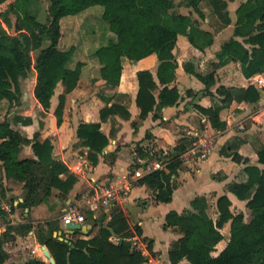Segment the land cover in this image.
Returning a JSON list of instances; mask_svg holds the SVG:
<instances>
[{
  "label": "trees",
  "instance_id": "1",
  "mask_svg": "<svg viewBox=\"0 0 264 264\" xmlns=\"http://www.w3.org/2000/svg\"><path fill=\"white\" fill-rule=\"evenodd\" d=\"M33 1L0 0V108L2 101H6L9 108L19 101L20 80L33 70V95L42 108L50 106L56 87L62 86L63 91L58 95L54 110L57 124L62 121L64 95L76 86L84 66L81 60L70 66L74 46L67 49L59 47L61 20L64 17L81 13L94 5L103 7L101 16L114 38L98 46L95 56L100 64L99 76L106 83L113 85L119 80L124 59L136 61L150 54L156 57L155 78L150 70L137 72L136 105L141 119L150 111H159L179 99L176 87L168 86L175 77L177 61L174 48L178 34L184 35L199 50H204L213 42V33L201 28L198 20L171 10L175 5L174 0H49L44 21L38 19V5ZM180 2L202 16L199 8L201 0ZM235 12L232 36L221 45L216 57L220 63L230 60L238 62L245 77L264 73V0L243 2ZM245 26H249L253 32L250 33ZM198 77L205 89L214 79L212 73ZM156 89H159L157 96L154 95ZM217 91L224 96V102L234 97L233 92L225 86L218 87ZM259 96V90L253 85L243 89L242 98L246 101H256ZM102 98L107 100L104 96ZM196 108L208 116L213 127H224L219 119L220 106ZM113 112H120L124 118L130 116L124 107L113 104L100 109V118L103 120ZM99 127V122H82L77 128L78 137L89 146L88 157L93 164L108 142V137ZM27 143H31L34 156L22 158L19 155ZM186 148L182 142L177 144L175 153L166 158V170L156 169L139 179L152 189L156 201L171 200V178L178 174L181 165L178 157ZM51 149L49 140L33 141L14 128L8 118L0 119V217L7 216L2 208L6 193L3 177L22 184L24 198L16 204L22 209L29 210L45 200L54 188L61 196L68 193L75 176L68 172L62 160L52 157ZM138 151L139 156L148 158V153L142 148H138ZM256 154L257 162L262 166L245 165V180L227 184L230 192L245 201V213H233L226 194L217 199L218 215L215 220L206 211L207 202L203 195L192 199L189 210H170L166 213L164 226H173L181 233L168 250L172 264H178L182 259L186 260L184 264H264V144L257 148ZM233 159L240 162L242 157L236 152ZM60 174H66V177L61 178ZM11 207H14L12 202ZM112 208L109 219L102 208L96 217L91 210H84L85 219H93L92 229L83 234L79 229L74 230L67 237L70 243L53 234L60 229L58 221L36 224V239L46 246L54 264H144L146 256L132 240L134 235L141 234L140 227L135 225L132 229L126 215L117 207ZM226 222H229L227 243L213 255L211 252L215 245L223 238L220 228ZM33 226L29 220L16 223L7 221L0 245L11 239L13 233L27 234ZM63 235L66 237L65 233ZM2 253L1 250L0 255ZM24 264L51 263L31 257Z\"/></svg>",
  "mask_w": 264,
  "mask_h": 264
},
{
  "label": "crops",
  "instance_id": "2",
  "mask_svg": "<svg viewBox=\"0 0 264 264\" xmlns=\"http://www.w3.org/2000/svg\"><path fill=\"white\" fill-rule=\"evenodd\" d=\"M246 1L248 0H201L199 8L202 16L193 12L190 7H184L183 10V5L180 6V11L176 12L188 14L198 20L201 28L213 33V42L204 50H199L184 35L178 34L174 48L177 61L175 77L168 86L176 87L179 99L175 104L165 105L159 111H150L142 119L136 105L137 72L150 70L155 78L158 61L152 54L136 61L124 59L120 78L113 85L100 78L97 70L87 74V64H84L76 86L64 95L60 124H57L54 110L58 104V95L63 91L62 86L56 87L50 106L44 109L33 95L35 72L33 73L30 90L21 87L19 101L7 113L2 114L0 111V119L8 118L14 128L33 141L49 140L52 157L66 164L68 172L75 176V181L65 196H61L54 188L50 196L28 210L16 206L24 198L22 184L12 178L3 177L2 184L6 193L2 199V208L7 216L0 217V237L6 230L7 221L16 223L29 220L34 226L27 234L13 233L11 239L0 245V252L3 251L0 264H24L31 257L49 262L42 244L36 239V224L58 221L59 228L66 231L58 218L69 203H79L84 196L103 184L124 182L134 170L148 162H168L166 158L175 153L174 147L181 142L187 148L178 157L181 159L178 174L171 178L173 190L170 201H156L152 189L139 182L141 176L134 180L122 200L113 201L106 206H95L93 209L85 206L84 210H91L96 217L102 208L109 219L112 207H117L126 215L132 229L135 225L141 229V234L134 235L132 240L145 254L144 264H172L168 258V250L181 233L173 226H164L168 211L182 212L191 209L190 202L198 195L205 197L206 211L214 220L218 215L217 199L223 194L228 196L231 205H245L244 200L238 199L227 189V184L245 180V165L262 166L257 162L256 150L264 144V102L261 93L259 99L253 102L244 100L242 96L243 89L249 85L257 88L253 82L254 77H264V73L245 77L238 62L230 60L220 63L216 52L232 36L236 22L235 11ZM245 28L250 33L253 32L249 26ZM208 73H212L214 79L208 89H205L198 75L205 76ZM220 86L233 92L232 100H222L224 96L217 91ZM158 91L159 89L154 91L155 96ZM5 103L6 101H2V106ZM113 104L124 107L130 116L124 118L120 112H113L102 120L100 109ZM197 106H220L219 119L223 121L224 127H213L208 116L200 113ZM82 122H99L100 130L108 137L107 144L98 153L97 162L94 164L88 157L89 146L77 135V128ZM199 136L211 140L208 154L201 159L195 158L189 152L192 143ZM138 148L147 152L148 158L139 156ZM236 152L242 157L240 162L233 159ZM19 156H34L31 143L24 144ZM60 177L65 178L66 174H60ZM88 219L92 218H87L84 223ZM225 224L229 225V222L223 226ZM80 232L83 234L84 229ZM63 233L68 237L69 233ZM221 233L225 234L222 231ZM222 239L211 252L213 255L227 243ZM185 262L182 259L178 264Z\"/></svg>",
  "mask_w": 264,
  "mask_h": 264
},
{
  "label": "rangeland",
  "instance_id": "3",
  "mask_svg": "<svg viewBox=\"0 0 264 264\" xmlns=\"http://www.w3.org/2000/svg\"><path fill=\"white\" fill-rule=\"evenodd\" d=\"M181 0H174L175 5L171 10L180 11V2ZM38 5V19L44 21L47 16V6L49 0H35L33 1ZM183 5V10H185ZM189 8V7H188ZM103 7L101 5H94L86 10L78 13L76 15H71L64 17L61 20V37L59 40V47L62 49H67L70 46H74L75 51L70 62V66L81 60L84 61V64H87L85 67L86 73H94L99 71L100 64L97 57L95 56V50L98 46L108 43L109 40H112L114 36L112 32L109 31L108 24L102 18ZM14 19V16H12ZM33 70L28 72V75L25 78H21L20 86L23 89H29L32 85ZM10 110L7 105V102L4 106L1 107L0 111L2 114ZM230 209L233 213L243 211L245 213V205L239 203L236 205H231ZM63 227V225L61 224ZM228 224H225L221 231L225 234L223 241H227L229 237L228 233Z\"/></svg>",
  "mask_w": 264,
  "mask_h": 264
},
{
  "label": "built area",
  "instance_id": "4",
  "mask_svg": "<svg viewBox=\"0 0 264 264\" xmlns=\"http://www.w3.org/2000/svg\"><path fill=\"white\" fill-rule=\"evenodd\" d=\"M254 85L261 92V98L264 102V77L257 75L254 77ZM242 127L241 124L238 125ZM211 147V140L206 137H197L192 143L189 150L190 154L197 159L205 157ZM167 162L161 160H154L148 162L138 169L134 170L132 175L124 180L120 184H103L100 187L95 188L91 193H88L82 198L79 203H69L64 211L59 216V221L64 227L70 223H84V207L93 209L95 206H106L113 201L122 200L125 197L127 191L130 189L134 180L144 174L151 172L156 169H165ZM9 209V207H6Z\"/></svg>",
  "mask_w": 264,
  "mask_h": 264
},
{
  "label": "water",
  "instance_id": "5",
  "mask_svg": "<svg viewBox=\"0 0 264 264\" xmlns=\"http://www.w3.org/2000/svg\"><path fill=\"white\" fill-rule=\"evenodd\" d=\"M92 223H93V219H88V221H86V223H84V224L83 223H70V224H67L66 225V231H63V230L59 229V230H57V231L54 232V235H57V237L60 240H64V241H67V242L70 243V241H68V238L67 237H63V235H62L63 232H67V233L70 234V233H73L74 230H76V229H79V230L84 229V233H87L88 229L91 228ZM42 249H43L46 257L49 258V262L51 264H54L53 257L50 255L48 249L43 244H42Z\"/></svg>",
  "mask_w": 264,
  "mask_h": 264
}]
</instances>
